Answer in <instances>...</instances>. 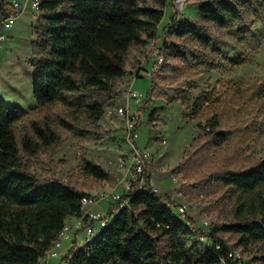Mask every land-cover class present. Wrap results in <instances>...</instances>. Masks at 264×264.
I'll list each match as a JSON object with an SVG mask.
<instances>
[{
    "label": "trees",
    "instance_id": "16d2710c",
    "mask_svg": "<svg viewBox=\"0 0 264 264\" xmlns=\"http://www.w3.org/2000/svg\"><path fill=\"white\" fill-rule=\"evenodd\" d=\"M167 1L152 0V5L146 0L41 1V20L32 26L36 36L29 59L33 97L41 106L57 100L70 105L72 118L31 121V133L23 136L20 149L13 125L25 117L26 110L0 102V264H40L66 220L80 215L81 198L89 195L68 182L36 174L21 151L35 156L57 145L61 136L55 125L75 135L88 133L78 124L79 114L95 125L104 114V102H73L63 92H105L114 103L118 82L127 74L129 48L146 45L156 36ZM197 12L205 21L232 29L237 41L249 49L259 48L264 40V34L253 27L258 21L264 29V0H203L197 3ZM8 14L6 0H0V20ZM168 33L188 36L200 47L163 41L164 62L175 58L213 70L248 60L245 54L227 56L209 28L196 20L171 17ZM154 84L151 78L145 101L152 96ZM194 88L180 89L175 97L186 106L187 114L198 117L214 99L207 90L193 97ZM155 113L156 109H151L149 119ZM219 125L213 114L206 122L208 129L201 127L215 147L230 139V132L219 130ZM137 128L135 125L134 130ZM147 166L142 171L145 189L137 190L133 183L119 200L126 203L107 210V224L83 245L72 242L58 264H237L228 255L232 248L222 233L237 235V244L242 246L264 243V159L216 176L221 186L236 194L238 202L235 219L214 224L209 231L189 216H180L168 195L153 190ZM81 169L100 180L109 177L103 167L85 157ZM258 259L264 264V254Z\"/></svg>",
    "mask_w": 264,
    "mask_h": 264
},
{
    "label": "rangeland",
    "instance_id": "374dc122",
    "mask_svg": "<svg viewBox=\"0 0 264 264\" xmlns=\"http://www.w3.org/2000/svg\"><path fill=\"white\" fill-rule=\"evenodd\" d=\"M199 1L203 0H187L186 3L181 0L167 1L156 36L146 45L129 48L127 74L118 82L119 93L114 103H110L111 97L105 92H63L64 97L73 102H104V114L95 125L79 114L78 124L87 130L85 135H75L55 125V131L61 136L57 145L35 156L21 151L33 172L68 182L88 194L103 191L123 196L126 183L132 179L130 166L134 148L145 149L150 153L146 168L150 184L157 193L169 196L175 203L174 210L184 205V215L205 231H209L214 224L235 219L236 194L221 186L216 176L226 169H243L264 159V40L259 48L245 47L237 41L232 29L220 28L203 20L197 12ZM146 4L152 5V0H146ZM41 13L42 10L25 11L5 31L6 38L0 39V102L26 110L25 117L13 125L20 149L23 136L31 133V121L56 116L72 118L70 105L57 100L41 106L33 97V68L29 59L33 57L31 44L36 34L32 26L41 20ZM171 17L175 20H196L206 25L227 56L245 54L248 60L235 65L226 63L213 70L175 58L164 62L163 41L189 48L200 47L188 36L176 37L168 33ZM253 27L256 32L264 34L258 21ZM155 48L163 57L160 63L152 55ZM151 78L155 81L152 96L145 101ZM130 83L142 97V104L136 110L139 114L138 136L133 141L127 137L125 114L115 113L119 106L125 104L124 94ZM192 85H195L193 97L207 90L214 99L211 105L203 107L198 117L187 114L186 106L175 97L177 91ZM151 109H156V113L149 119ZM128 112H134L132 101ZM213 114L219 118L218 129L230 132L229 141L221 147L213 146L201 129ZM82 157L99 164L109 177L100 180L84 173L81 169ZM125 203L100 200L89 209L107 215L109 208ZM222 237L246 264L261 263L258 257L264 254L263 242L242 246L237 244V235L222 233ZM68 245L69 240L65 239L58 250L65 252ZM196 248L201 247L197 244ZM59 262L60 258L50 256L40 264Z\"/></svg>",
    "mask_w": 264,
    "mask_h": 264
},
{
    "label": "built area",
    "instance_id": "2783aa9c",
    "mask_svg": "<svg viewBox=\"0 0 264 264\" xmlns=\"http://www.w3.org/2000/svg\"><path fill=\"white\" fill-rule=\"evenodd\" d=\"M41 1L42 0H6L9 14L0 20V39L6 38L7 35L5 34V31L9 30L14 21L25 11H41ZM181 2L186 3L187 0H181ZM152 55L155 57L157 63H160L163 60V57L157 48L152 50ZM131 86L132 83H130V86L124 94L125 104L119 106L115 113L118 115L125 114L127 137L130 141H133L138 136L137 130H134V126L138 123L139 114L136 113V110L142 104V97L139 95L138 91L132 89ZM130 101L134 103V112H128ZM108 113H110V111ZM148 155H150L148 150L134 148L133 162L130 166L132 179H130L125 185L126 192L132 188L133 183L135 184V189H145L142 171L145 164L149 163L147 160ZM120 198L121 195L119 193L108 194L103 191L97 194L83 196L80 201V215L72 216L66 220L63 227L58 232L53 245L45 252L44 256L40 258V262L50 256L61 259V257L69 250L72 242H75L76 246H81L90 240L95 234H97L101 227L107 224L110 216L108 214H103L100 211L91 210L89 207L100 200H110L114 202L120 200ZM177 210L180 216H184V205L178 206ZM65 239L69 240V245L64 253H60L58 249L62 246ZM202 239L205 240L203 236ZM228 255L236 260L237 264H244V260L239 257V253L233 249L229 250Z\"/></svg>",
    "mask_w": 264,
    "mask_h": 264
},
{
    "label": "crops",
    "instance_id": "0c3cea01",
    "mask_svg": "<svg viewBox=\"0 0 264 264\" xmlns=\"http://www.w3.org/2000/svg\"><path fill=\"white\" fill-rule=\"evenodd\" d=\"M65 250H66V248H65ZM61 253V252H60ZM62 253H64V252H62Z\"/></svg>",
    "mask_w": 264,
    "mask_h": 264
}]
</instances>
